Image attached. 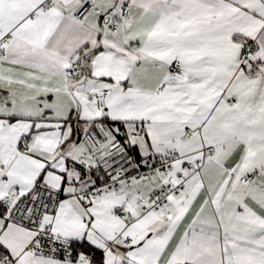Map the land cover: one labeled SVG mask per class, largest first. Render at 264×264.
I'll list each match as a JSON object with an SVG mask.
<instances>
[{
  "label": "snow or ice",
  "instance_id": "1",
  "mask_svg": "<svg viewBox=\"0 0 264 264\" xmlns=\"http://www.w3.org/2000/svg\"><path fill=\"white\" fill-rule=\"evenodd\" d=\"M0 264H264V0H0Z\"/></svg>",
  "mask_w": 264,
  "mask_h": 264
}]
</instances>
